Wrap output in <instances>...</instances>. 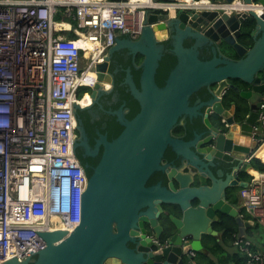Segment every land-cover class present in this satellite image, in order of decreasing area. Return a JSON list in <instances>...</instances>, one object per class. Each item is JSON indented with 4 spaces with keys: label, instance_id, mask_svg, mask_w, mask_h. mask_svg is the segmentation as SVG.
<instances>
[{
    "label": "water",
    "instance_id": "water-1",
    "mask_svg": "<svg viewBox=\"0 0 264 264\" xmlns=\"http://www.w3.org/2000/svg\"><path fill=\"white\" fill-rule=\"evenodd\" d=\"M196 1H208L213 6L200 4L193 8H180L173 16L169 12H145L143 27L136 40L125 36L116 38L115 45L109 48V55L127 50L133 59L137 54L143 57L141 63L132 65L134 70H140L139 89L131 68L126 70L124 77L130 95L139 104V112L127 120L124 105L108 111L123 130L111 141L106 135H101L95 154L99 145H103V151L92 173L86 175L87 187L81 193L79 224L70 233L66 230L35 231L44 240V248L24 260L14 256L0 264H186L183 261L185 256L189 264H193L188 251L207 255L208 251L201 245L202 237H219L217 231L211 228L212 223L217 221L216 213L235 218L237 237H245L246 230L255 226L254 220H243L234 207L218 199L225 184L220 188L211 186L204 191L187 189L192 182L201 183L202 175L192 166L187 167L189 173L183 175L174 167L168 171L167 165L162 164L168 147L182 161L193 160L190 149L193 143L171 136V130L180 117L192 119L200 115V110L204 108L206 125H209L206 120L209 115H217L232 124L231 119L228 120V112L235 106L231 103L230 110L225 108L228 91L238 94L256 109L263 101L264 0H239L244 6L235 5L232 9L225 6L231 7L236 0ZM249 21L253 22L251 47L237 42ZM157 32L162 36L159 37ZM168 39L170 52L175 55L177 63L164 85L159 87L155 75L163 55L160 42ZM185 42H189L190 46L185 47ZM224 46L231 48L238 59L230 56ZM202 54L208 58H201ZM108 61L109 57L96 65L95 74L99 82L94 88L103 89L101 82L112 83L107 74ZM235 80L243 89L233 83ZM202 88L207 89L211 98L198 106H189V98ZM252 116L243 123L231 127L229 124L226 134L215 131L214 137L206 142H210L217 152L230 153L242 163L248 156V153L242 152L247 148L243 141L251 138L258 118L254 115L256 119L252 121ZM245 127L251 132H245ZM78 131L83 134V129L78 127ZM260 142L255 145L254 153ZM218 154L214 158H220ZM204 159L210 161L211 156ZM246 166L252 169L249 162ZM156 171H167L170 190L159 184L145 187L149 176ZM173 184L179 188L177 192ZM246 187V182L240 183V188ZM181 197L197 198L203 206L196 209L190 207L185 212L184 228L181 222L170 217L175 230L181 228V238L189 241L185 250L180 240L175 242L176 235L168 239L170 247L166 249L154 250V243L146 241H142L138 254L127 247V242L133 241L129 235L136 234L132 228L136 227L141 207L148 206L151 210L146 217H140L138 227L143 231L145 223L159 232L156 217L162 211L160 205L176 202ZM183 206L189 207L187 202Z\"/></svg>",
    "mask_w": 264,
    "mask_h": 264
},
{
    "label": "built area",
    "instance_id": "built-area-1",
    "mask_svg": "<svg viewBox=\"0 0 264 264\" xmlns=\"http://www.w3.org/2000/svg\"><path fill=\"white\" fill-rule=\"evenodd\" d=\"M198 2L0 0V263L44 248L35 231L70 233L79 224L87 178L74 153L73 110L92 66V54L77 44L81 35L103 53L117 37H139L144 11L171 13ZM254 132L261 144L264 99ZM255 172L240 204L264 228V173ZM251 245L245 237L233 241L243 264H264V252Z\"/></svg>",
    "mask_w": 264,
    "mask_h": 264
},
{
    "label": "flooded vegetation",
    "instance_id": "flooded-vegetation-1",
    "mask_svg": "<svg viewBox=\"0 0 264 264\" xmlns=\"http://www.w3.org/2000/svg\"><path fill=\"white\" fill-rule=\"evenodd\" d=\"M171 34H169V36H171ZM128 39L136 40L137 38L133 39L128 37ZM168 41L170 40L168 39L167 41L160 42L163 50V55L160 62L164 61V57L167 55V53H170V48L167 43ZM78 46L84 48L86 56L92 54V66L90 70L86 71L83 76L82 82L85 84V86L77 90L76 96L78 103L74 105L73 110L77 125V139L75 143L76 148H74L75 155L84 172H86L89 169L92 170L100 160L103 151V145H99L98 152L96 154L95 149L101 138V135H106L108 141L112 140V136L109 137L107 135V128L109 125L108 111L117 110L121 105H124L125 118L127 120H131L127 117V113L129 112L128 96L130 92L127 85L124 84V77L126 70L128 68H132L134 63H141L143 57L137 54L133 59L127 50H118L111 55H109V49L103 53H100L94 49L90 50L85 46V43L83 44L82 42H79ZM184 46L189 47L190 44L185 42ZM107 57H109L107 74L109 75V78H111L112 83L101 82L103 89L100 90L94 88L95 84L99 82L96 79L95 67L97 64L103 63ZM201 58L206 59L208 56L202 54ZM134 77L135 75L133 73V79ZM135 85L139 89V86H137L136 82ZM237 86L243 89L241 84H238ZM227 93H229V96L232 97L233 100H230L229 97L225 103V108L230 110L231 103H233L235 106L231 112H228V120L231 119L232 124H230L227 119H223L217 115H209L206 118L209 125H206L204 108L200 110V115L192 119L188 118L187 116L180 117L176 125L171 130V136L184 142L193 143V145L190 147L191 151L193 152V160L182 161L180 158L176 157L171 148L168 147L163 155L162 164L167 165L168 171L174 167L176 171L183 175L188 174L189 172L186 168H190V166H192V169L202 175L201 183L192 182L188 185L187 189H201L204 191L206 188H210L211 186H217L220 188L223 186V184H225L220 191L218 199H222L225 203L234 207L238 211V216L247 221L249 218H247V216L244 214L240 204L239 193L242 189L240 188V183L246 182L248 184L252 174L250 172L251 169L248 168L246 164L247 162L251 164V161L256 157L254 153V147L261 139V135L254 132V128L258 123V118L253 126L251 138H246L243 141L247 148L242 152L244 154L248 153V156L242 163L230 153L217 152L211 143L206 141H208L211 137H214L216 134L215 131H218L219 134H226L228 132L227 129H229V124L231 127L233 124L243 123L251 114H253L251 118L252 121L255 120L256 116L254 117V115L259 116L260 107L259 109H256L255 105L249 106L246 101L242 100L238 94H235L233 91H228ZM210 98L211 97L208 94L207 89L206 91L199 90L189 98V106H198L208 101ZM242 115H244V117L242 120H240L239 118ZM78 127L79 130L80 128L83 129L82 135L81 132L78 131ZM245 128V132H251L249 128ZM260 133L262 134L263 132L261 131ZM86 147H88V149ZM217 154L220 158H214ZM207 156H211L210 161H205L204 158ZM158 184L161 187H165L170 190L167 171H156L152 173L145 182V187H153ZM173 188L176 192L179 190L175 184H173ZM185 202H187L189 207L183 206V203ZM160 206L162 211L159 212V215L156 217V227L159 229V232L150 229L145 223L143 224V231L142 228L138 227L140 217H146V213H148V211L151 209L148 206H143L138 210L139 220L136 224V227L132 228L136 234L129 235L133 241L129 240L126 244L127 247L133 250L135 253L138 254L140 252L139 248L141 247L142 241H146L147 243L153 242L155 245L154 250L169 248L170 245L168 243V239L174 235H176L175 242L177 240L181 241L183 250L189 246V241L181 238V228L178 231L175 230L170 217L181 222L182 227L184 228L185 212L190 207L193 209L203 207L201 201L194 197L186 199L181 197L176 202L170 204H161ZM216 216L217 221L212 223L211 228L217 231L219 237L216 239L212 236H203L201 239V245L203 248H205L204 245L208 237H212L217 243H221L223 238H226L222 235L221 231H218L217 228V226H224L222 223L223 220L224 222H234L237 225L235 218L223 216L220 213H216ZM234 249L235 248H233V250ZM188 252H190L192 262L195 263L194 261L197 259L198 253L192 252L191 250ZM183 261L186 264L190 263L186 256L183 258Z\"/></svg>",
    "mask_w": 264,
    "mask_h": 264
},
{
    "label": "trees",
    "instance_id": "trees-1",
    "mask_svg": "<svg viewBox=\"0 0 264 264\" xmlns=\"http://www.w3.org/2000/svg\"><path fill=\"white\" fill-rule=\"evenodd\" d=\"M184 1V0H183ZM187 3H191V0H185ZM253 28V22L249 21L247 25L242 29V34L238 38L237 42L240 45L251 47L252 46V40L250 38V32ZM66 37H70V39H73V35L70 33H67L65 35ZM169 45V48H171L170 41L167 42ZM189 43V42H188ZM190 44V43H189ZM233 58L238 59V57L234 54L232 55ZM177 63V59L174 54L167 53V55L164 57V61L159 63L158 70L155 75V81L156 84L159 87H162L165 83L166 78L169 75V72L174 68V66ZM135 77V82L137 83V86H139V74L140 70H134L133 67L131 68ZM132 73V74H133ZM235 85H240V83L235 80L233 81ZM201 90H205L206 88H202ZM200 90V91H201ZM230 93V92H229ZM229 93H227L226 99H229ZM129 112L127 113V117L129 119H132L138 112H139V104L138 102L129 94ZM230 100H233L232 97H230ZM244 115H242L239 119L242 120ZM108 128H107V135L110 137L112 136V140L116 138L120 132L123 130V127L119 125L115 119L114 116L109 115L108 118ZM252 169L255 171H258L259 173H264V160H259L254 158L251 161ZM86 175L89 176L92 173V170H87ZM249 179V177H248ZM247 218H249L247 216ZM223 227L217 226L218 231L222 232V235L226 238H223V241L221 243H217L212 237H208L205 242V249L208 251L207 255H201L198 254L197 259H195L194 264H243L244 258L242 254L237 251L236 249L233 250V241L237 238L238 234V228L237 225L234 222H224L223 220ZM257 224L255 223V226L248 228L246 230V236L245 238L250 240V236H253L254 230L257 228ZM251 242V240H250ZM252 243V242H251ZM263 244L264 248V241H260L259 244ZM250 248L253 251H257L256 245L252 244ZM233 250V251H232ZM264 251V249L262 250Z\"/></svg>",
    "mask_w": 264,
    "mask_h": 264
},
{
    "label": "bare ground",
    "instance_id": "bare-ground-1",
    "mask_svg": "<svg viewBox=\"0 0 264 264\" xmlns=\"http://www.w3.org/2000/svg\"><path fill=\"white\" fill-rule=\"evenodd\" d=\"M178 1V0H177ZM205 2H208V1H203V2H198V5H200V4H205ZM189 4H191V3H189ZM235 5H239V6H241V7H243L244 5L239 1V0H236L235 2H234V5H231V7H228V6H225L226 8H229V9H232V7L233 6H235ZM256 10H258V8L256 7L255 8ZM145 12H148V11H144L143 12V16H144V13ZM149 13V12H148ZM171 15L173 16L174 15V10H171ZM158 34H160V33H158ZM80 42H82L83 44L85 43V46L86 47H88L90 50L91 49H94L95 51H97V52H99L100 51V48H99V46L98 45H95L94 43H91V42H88L87 40H85V38L81 35V41ZM77 44H79V42L77 43ZM262 144V145H261ZM260 145V147H258V150L256 151V153H255V156L257 157V158H259L260 160H264V142L263 143H261ZM250 172L255 176H257V173L255 172V170H253V169H251L250 170ZM241 202V201H240ZM256 223V222H255Z\"/></svg>",
    "mask_w": 264,
    "mask_h": 264
},
{
    "label": "rangeland",
    "instance_id": "rangeland-1",
    "mask_svg": "<svg viewBox=\"0 0 264 264\" xmlns=\"http://www.w3.org/2000/svg\"><path fill=\"white\" fill-rule=\"evenodd\" d=\"M58 26H60V25H58ZM57 26V27H58ZM65 28H68V26L66 25V24H64L63 25ZM158 33H160V32H157V34ZM158 36L159 37H161L162 36V34L160 33V34H158ZM263 142H264V139H263ZM262 142V143H263ZM262 145V144H261ZM260 145V146H261ZM259 146V147H260ZM258 150V149H257ZM256 150V151H257ZM256 153V152H255ZM258 226H257V228L254 230V233H253V236H250L249 238L254 242V243H256V244H259V242L260 241H264V228H263V226L262 225H260V224H258V223H256ZM233 251V250H232ZM258 251H262V250H258Z\"/></svg>",
    "mask_w": 264,
    "mask_h": 264
},
{
    "label": "crops",
    "instance_id": "crops-1",
    "mask_svg": "<svg viewBox=\"0 0 264 264\" xmlns=\"http://www.w3.org/2000/svg\"><path fill=\"white\" fill-rule=\"evenodd\" d=\"M176 2H178V1H180V2H184L183 0H175ZM207 3V2H206ZM204 4V3H203ZM238 8V7H237ZM225 47V46H224ZM225 49H226V52L230 55V56H232V55H234L235 53H234V51L231 49V48H228V47H225ZM251 240V239H250ZM251 242H252V244H254V246L256 245V248L258 249V250H263L264 248L262 247L263 246V244H256V243H254L252 240H251ZM264 252V251H263ZM194 264V263H193Z\"/></svg>",
    "mask_w": 264,
    "mask_h": 264
},
{
    "label": "clouds",
    "instance_id": "clouds-1",
    "mask_svg": "<svg viewBox=\"0 0 264 264\" xmlns=\"http://www.w3.org/2000/svg\"><path fill=\"white\" fill-rule=\"evenodd\" d=\"M260 160V159H259ZM261 161V160H260Z\"/></svg>",
    "mask_w": 264,
    "mask_h": 264
}]
</instances>
